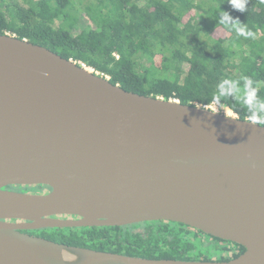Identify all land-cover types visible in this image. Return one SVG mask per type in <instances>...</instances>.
I'll return each instance as SVG.
<instances>
[{"label": "water", "instance_id": "95a60500", "mask_svg": "<svg viewBox=\"0 0 264 264\" xmlns=\"http://www.w3.org/2000/svg\"><path fill=\"white\" fill-rule=\"evenodd\" d=\"M156 220L245 250L226 261L153 259L21 231ZM0 264H264V125L126 91L0 33Z\"/></svg>", "mask_w": 264, "mask_h": 264}, {"label": "trees", "instance_id": "16d2710c", "mask_svg": "<svg viewBox=\"0 0 264 264\" xmlns=\"http://www.w3.org/2000/svg\"><path fill=\"white\" fill-rule=\"evenodd\" d=\"M244 2L240 12L229 0H0V33L45 46L126 91L182 104L218 105L219 112L226 108L249 120L252 109L237 89L246 77L264 102V0ZM223 11L253 35L225 27L220 23ZM82 18L87 23L79 27ZM25 232L153 259L206 261L218 250L217 237L165 220ZM222 259L227 260L216 257Z\"/></svg>", "mask_w": 264, "mask_h": 264}, {"label": "clouds", "instance_id": "9594fccd", "mask_svg": "<svg viewBox=\"0 0 264 264\" xmlns=\"http://www.w3.org/2000/svg\"><path fill=\"white\" fill-rule=\"evenodd\" d=\"M230 6L243 12L245 10L244 0H229ZM220 23L224 24L229 30H234L238 35L252 36L250 31H246L241 22L237 18H232L226 11L222 12ZM227 83L228 81L225 80ZM243 87L237 89V91L243 94L247 104L250 106L251 114L249 120L253 123L264 125V102H260L255 94V90L252 88V81L248 78H243Z\"/></svg>", "mask_w": 264, "mask_h": 264}, {"label": "flooded vegetation", "instance_id": "af4514ba", "mask_svg": "<svg viewBox=\"0 0 264 264\" xmlns=\"http://www.w3.org/2000/svg\"><path fill=\"white\" fill-rule=\"evenodd\" d=\"M4 188L9 189V190L18 191V192L31 193V194H45V193L49 192V190H50L47 186H44L41 189H37L33 185H8ZM59 217L69 218V217H65V216H59ZM21 231L25 232V230H21ZM208 236L210 239H213V236H211V237H210V235H208ZM215 241L218 244V250H216L214 256H212V258H211L212 260H206V261H226L223 259L222 260H216V257L218 256V257L226 258L228 260V258L232 259V257H234V255H240L242 253L241 248L236 246L232 241L224 240V239H220V238H217V240L215 239ZM201 257H204V256H201ZM201 259H203V258H201Z\"/></svg>", "mask_w": 264, "mask_h": 264}, {"label": "rangeland", "instance_id": "374dc122", "mask_svg": "<svg viewBox=\"0 0 264 264\" xmlns=\"http://www.w3.org/2000/svg\"><path fill=\"white\" fill-rule=\"evenodd\" d=\"M87 23V21H86V19H81V22H80V24H79V27H81V26H84L85 24ZM212 108L214 109V110H217L218 111V109H219V106L218 105H214V106H212ZM226 114H230V115H234L230 110H228V109H224L223 110Z\"/></svg>", "mask_w": 264, "mask_h": 264}]
</instances>
